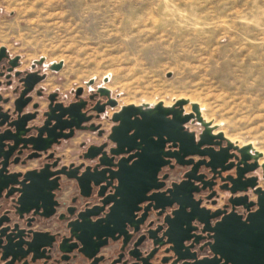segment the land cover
Returning a JSON list of instances; mask_svg holds the SVG:
<instances>
[{
    "label": "water",
    "instance_id": "obj_1",
    "mask_svg": "<svg viewBox=\"0 0 264 264\" xmlns=\"http://www.w3.org/2000/svg\"><path fill=\"white\" fill-rule=\"evenodd\" d=\"M4 47L0 51H4ZM40 58L38 62H41ZM61 62L52 63L50 69L59 70ZM92 80H90L91 82ZM24 85H26L24 83ZM31 86L24 88L19 96L13 101L12 108L3 110L0 106V262L1 264H13L20 262L23 256L18 253V241L20 229L19 220L32 221L33 218H25L26 214H38L48 218L54 211L53 200L54 191L59 187L61 175L67 178H74L78 186L82 189L81 174L62 167L52 170L55 164L44 163L39 169L28 170L25 173L9 172L8 166L19 161V156L10 161L9 158L16 152L17 155L24 150L32 152L26 156L31 159L40 156V152H46L53 144H58L60 139L72 136L74 129H94L93 125L82 126L81 123L88 121L90 116H85L81 112L84 101L63 105L53 103V98L49 96L51 104L43 112V123L40 126L27 127L28 121L34 119L36 112H24V108L30 98L24 97L26 91ZM98 91L108 95L106 87H100ZM80 93L77 90L76 96ZM108 103L113 106L116 101L109 99ZM188 103L187 99L180 98L173 105L164 106L162 102H157L153 106L142 107L141 105L126 104L112 115L111 120L115 123L108 135L112 146L108 154L104 151L90 152V148L84 157L95 158L99 154L98 164L89 171L87 182L99 185L104 182L107 187L116 180V185L112 194L104 196L103 204L112 202L110 212L101 222L84 227V225L73 226V222L68 224L71 235L79 240L80 246L67 247L64 239L60 242L58 249L62 253L57 260H68L69 253L76 248L77 252L88 260L90 264H98L103 257H96L95 254L107 240L108 237L118 232L117 236H111L112 241L123 235L120 241L119 253L109 264H127L129 259L135 262L130 264H152L151 260L162 246L167 245L163 252H172L174 259L172 264H264V190L257 186L258 176L246 174L261 169V180L264 182V162L259 163L262 152L252 148L251 144L238 145L225 137L222 131L213 132L211 122L202 118L199 106L196 102L190 103L191 111L185 113L183 105ZM36 107V104L33 105ZM100 111V110H98ZM191 120H196L203 127L197 139L194 133L188 132L184 124ZM5 126V129H1ZM33 129L35 134L28 135ZM69 129V132H63ZM183 130L184 138L180 131ZM171 142L176 150H164V144ZM224 143V145H223ZM217 148V149H216ZM231 151V152H230ZM52 154L46 156L51 157ZM193 157H198L194 160ZM231 158L234 161L222 166ZM170 159L174 163H170ZM22 160L21 163H24ZM103 166L97 169V166ZM168 165L169 168L175 166H188L184 172L183 179L179 182H171L165 187L164 179L168 174H164L159 180L158 172L162 167ZM209 168L214 171L220 168L221 171L234 169L235 176H226L230 185L228 191L233 195L236 192H245L252 189L256 195L254 201H248L245 194L229 196L227 202L231 205V210L225 209L210 210L200 206L201 198L196 199L195 193H200L206 188L211 189L214 182L204 179L205 174L198 173L200 167ZM78 169V167H76ZM17 177H22L19 181ZM17 184L19 187L11 191L9 185ZM39 187V193L32 191ZM7 192L3 193L4 189ZM153 190L150 194L147 192ZM14 191L16 195L10 197ZM215 195L211 191L206 195L210 199ZM147 201L143 212L136 219H133V211L138 210L137 204ZM8 202L11 204L8 206ZM7 205V206H6ZM255 206V209L250 210ZM235 207L244 209V213L235 211ZM170 208H172L170 210ZM152 210L154 220H147L148 212ZM16 217L12 222L10 214ZM90 215L95 213L87 210L77 214L80 223ZM120 215V224L110 226L113 218ZM161 222L155 224L156 221ZM132 227L134 232L141 229V235L133 240L131 234H127L124 227ZM207 233L205 236L195 234ZM16 231V232H15ZM18 231V233H17ZM30 233V230L27 231ZM31 232L29 240H25L26 252H32L31 261L40 258L50 259V255H35L36 249L51 247L52 239L48 232ZM87 234L90 241L83 239ZM46 235L45 242H39ZM30 236V234H29ZM207 237L208 240L199 247L207 246L212 256L197 258L196 252H190L194 243L199 239ZM193 238L192 244L185 246L184 242ZM72 257H75L73 255ZM124 258V259H123ZM169 257L160 258L159 262H168ZM181 261V262H179ZM179 262V263H178Z\"/></svg>",
    "mask_w": 264,
    "mask_h": 264
},
{
    "label": "rangeland",
    "instance_id": "obj_2",
    "mask_svg": "<svg viewBox=\"0 0 264 264\" xmlns=\"http://www.w3.org/2000/svg\"><path fill=\"white\" fill-rule=\"evenodd\" d=\"M0 44L26 63L43 58L47 89L105 86L117 101L108 114L196 102L215 131L264 162V0H0Z\"/></svg>",
    "mask_w": 264,
    "mask_h": 264
},
{
    "label": "flooded vegetation",
    "instance_id": "obj_3",
    "mask_svg": "<svg viewBox=\"0 0 264 264\" xmlns=\"http://www.w3.org/2000/svg\"><path fill=\"white\" fill-rule=\"evenodd\" d=\"M4 47V51H0V106L3 110H7L8 108H12L13 101L19 96L22 90L26 87H30L31 89L26 91L24 97L30 98L28 103L24 108V112L33 113L36 112V116L34 119H31L27 123V127L31 126H40L43 123L44 117L43 112L47 109L48 105L51 104L49 100V96L53 98V103H62L63 105H68L73 102H77L78 100L84 101V105L81 108V112L85 113V116H90L88 121H84L81 123L82 126L93 125L94 129H74L72 136L66 139H60L58 144H53L50 149H48L45 153L40 152V156L34 157L31 159H26V156L30 154L31 150H24L22 154L17 155L16 152L10 156L9 160L12 161L16 157H20L19 161L16 163H12L8 166L9 172H20L25 173L28 170L39 169L44 163L55 164L52 167V170H57L62 168L63 166L67 169H73V171L77 172V174H81L86 170V173L82 177V189L79 188L78 182L74 178H67L64 175H61L59 178V187L54 192L53 200L56 202L53 206V213L48 217L44 218L38 214L32 215V213L26 214L25 218H33L32 221L28 224L27 221L19 220L18 227L16 230L20 229V236L17 238L18 241V253L19 256H23L20 262L15 261L13 264H90L91 260L86 259L80 253L77 252L76 248L72 250L70 254V258L68 260H59L61 252L58 249L60 242L64 239V245L67 247L78 245L80 246L79 240L75 237V235H71L70 227L68 224L73 222V226L76 225H84V227H89V225L95 224V222L100 223V218H104L107 213L110 212V207L112 202L103 204L102 199L104 196L112 194L114 189L111 187L112 185H116V180L114 179L110 185L107 187L104 186L105 183L102 182L99 185H93L92 183L87 182V176L89 171L98 164V157L95 158H86L84 157V153L88 151L90 148V152L98 151V147H101L99 151H104L108 154L109 149L113 145L112 142L108 139V135L110 134L112 126L115 124L111 118L112 115L118 112L121 107L116 110H112L108 114V109H115L117 107V101L110 95L102 94L98 91L100 87L105 86H97L96 88H90L92 81L89 82L86 86L88 88V92L85 91L84 87L78 86L70 91L69 95L62 94L58 88L47 89L44 85V82L47 78V73L43 66V61L38 62L39 60H33L29 63L24 62L22 57L19 54H12L8 48L4 45H0V48ZM24 83L26 85H24ZM80 89V93L76 96L77 90ZM109 90V89H108ZM109 99H113L116 101V104L111 106L108 101ZM36 104V107L33 105ZM170 105V104H169ZM173 105V103L171 104ZM184 109V108H183ZM100 110V111H98ZM187 113V111H184ZM109 122L108 127L106 128L105 124ZM188 124L192 126H196L194 128H190ZM185 130L188 132L194 133V137L197 139L198 134L202 131L203 127L196 120H191L184 124ZM1 129H5V126ZM63 132H69V129H65ZM88 133L90 136H85L82 139L78 140L76 143V149L70 155L68 152H64L65 149L64 144L71 142L78 136V133ZM214 133L215 129L213 130ZM35 134V131L31 129L28 132V135ZM180 136L184 138L183 130L180 131ZM224 145V143H223ZM241 146L240 144H238ZM217 149V148H216ZM164 150L174 151L175 147L171 142H166L164 144ZM231 152V151H230ZM51 155V157L46 158V156ZM194 160H197L198 157H193ZM22 160H25L24 163H21ZM234 161L231 158H228L222 166L229 164ZM259 162V161H258ZM170 163H174L173 159H170ZM260 163V162H259ZM78 167V169L76 168ZM103 166L98 165L97 169L102 168ZM189 167L186 166H175L174 168H169L168 165H165L158 172V178L161 180L164 174H168L164 179L165 187L169 186L171 182H179L183 179L184 172ZM198 173L205 174L204 179L210 180L214 182L211 189L206 188L202 190L200 193H195L194 197L196 199L201 198L200 206L208 208L210 210L215 209H225L227 212L231 210V205L227 202L229 196H238L241 194H245L248 197V201H254L256 199V195L252 189H247L245 192H236L233 195L228 191L227 187L230 185L227 179H224L226 176H235L234 169L231 168L229 170L221 171L220 168H216L213 172L210 171L209 168H205L203 166L200 167ZM261 175L262 171L260 168L255 170L254 172L246 174L249 176H258L257 186L264 190V185L261 184ZM22 177H17V180H21ZM264 184V182L262 181ZM19 187L17 184L9 185L8 188L12 191L13 188ZM7 189H4L3 193L7 192ZM32 191H36L39 193V187ZM153 190L147 192L150 194ZM211 191L215 192L210 199H206V195H208ZM17 192L10 196L16 195ZM11 203L8 202V206ZM147 204V201L141 202L137 204L139 207L138 210L133 211V219H136L143 212L144 206ZM7 206V205H6ZM172 208H170L171 210ZM255 209V206L251 207L250 210ZM88 211L92 214L96 212V215H90L80 223V219L78 220L77 214L82 211ZM2 209L0 210L1 213ZM235 211L238 213H244V209L241 207H235ZM12 217V222H15L16 217L14 214H10ZM156 217L154 216V212L150 210L148 212L147 220H154ZM113 222L110 223V226H116L120 224L121 216L118 215L113 218ZM161 222L156 221L155 224ZM30 230V233L27 231ZM124 230L127 231V234H131V238L136 240L141 235V229L137 232H134L132 227L126 225ZM16 232V231H15ZM31 232H35L38 236V233L48 232V235L52 236V245L51 247H47L46 251H43V247H38L35 251V255L44 256L50 255V259L46 260L45 258H40L35 261H31L32 252H26L27 245L25 244V240H29L31 237ZM18 233V231H17ZM30 234V236H29ZM195 234H200L205 236L207 233H200L199 230L195 231ZM118 232L113 233L111 236H117ZM111 236L102 237L106 239L107 242L102 245L98 252L95 254L96 257H103L102 261H99L98 264H109L113 258H116L120 247V241L123 238V235L112 241ZM87 242L90 241L88 235L85 234L82 237ZM46 235L43 236L42 240L38 238L39 242H45ZM193 238L184 242L185 246L192 244ZM207 237L203 239H199L198 243H194V245L190 248V252H196L197 258L212 256V253L208 249L207 246H204L202 249H199L201 245L207 242ZM167 247V245L162 246L156 254L154 258L151 260L152 264H162L159 262L162 257H169L167 263L164 264H172L174 259V255L172 252H163V250ZM75 255V257H72ZM124 259V258H123ZM135 262L133 259H129L127 264ZM181 262V261H179ZM178 262V263H179ZM1 264V262H0ZM140 264V263H138Z\"/></svg>",
    "mask_w": 264,
    "mask_h": 264
},
{
    "label": "bare ground",
    "instance_id": "obj_4",
    "mask_svg": "<svg viewBox=\"0 0 264 264\" xmlns=\"http://www.w3.org/2000/svg\"><path fill=\"white\" fill-rule=\"evenodd\" d=\"M178 100V99H177ZM177 100H175L174 102H173V104L177 101ZM190 103H192V101L190 100H188V104H190ZM130 104H132V103H130ZM154 104H156V103H152V105H150V104H146V103H143V104H141V106L142 107H148V106H153ZM162 104L164 105V106H170L169 104V102H162ZM136 105V104H135ZM202 107V106H201ZM201 107H199V110H200V114H201V116H202V111H201ZM203 118V117H202ZM204 119V118H203ZM204 120H206V119H204ZM206 121H208V120H206ZM211 127H213V129H216L215 128V125H212L211 124ZM217 132H219V131H217ZM224 134V133H223ZM225 136V135H224ZM226 137V136H225ZM227 138H229V137H227ZM230 139V138H229ZM233 139V138H232ZM232 139H230L231 141H232ZM232 142H235V141H232ZM248 144V143H247ZM250 144V143H249ZM243 145V144H242ZM252 145V144H251ZM252 148H254L253 146H252ZM255 149V148H254ZM262 163V162H261Z\"/></svg>",
    "mask_w": 264,
    "mask_h": 264
},
{
    "label": "crops",
    "instance_id": "obj_5",
    "mask_svg": "<svg viewBox=\"0 0 264 264\" xmlns=\"http://www.w3.org/2000/svg\"><path fill=\"white\" fill-rule=\"evenodd\" d=\"M1 45V44H0Z\"/></svg>",
    "mask_w": 264,
    "mask_h": 264
}]
</instances>
